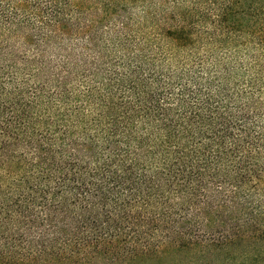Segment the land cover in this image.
I'll return each instance as SVG.
<instances>
[{
  "label": "trees",
  "instance_id": "obj_1",
  "mask_svg": "<svg viewBox=\"0 0 264 264\" xmlns=\"http://www.w3.org/2000/svg\"><path fill=\"white\" fill-rule=\"evenodd\" d=\"M0 264H264V0H0Z\"/></svg>",
  "mask_w": 264,
  "mask_h": 264
}]
</instances>
